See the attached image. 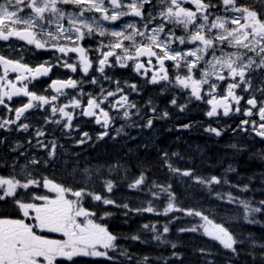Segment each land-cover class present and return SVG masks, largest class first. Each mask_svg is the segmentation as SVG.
<instances>
[{
    "label": "snow or ice",
    "instance_id": "obj_1",
    "mask_svg": "<svg viewBox=\"0 0 264 264\" xmlns=\"http://www.w3.org/2000/svg\"><path fill=\"white\" fill-rule=\"evenodd\" d=\"M258 9L244 0L0 2V41L16 38L51 56L30 65L23 61L22 50L20 58L0 54V264H80L78 258L85 257L99 258L91 264H153L149 255L120 247L119 234L108 227L112 209L125 218L181 213L190 219L177 231L206 237L230 257L228 264H237L241 255L249 264H264V243L251 241L246 247L243 234L233 227L234 218H218L202 203L177 206L172 183H157L149 175L159 163L182 183L206 189L209 196L214 192L219 207L242 208L243 220L256 223L254 217L264 215V198L242 199L254 192L252 180L243 187L231 183L227 173L236 172L231 165L220 176L205 177L194 168L174 167L169 161L177 152L158 149L153 161L149 144L143 143V156L137 152L126 164L107 166L109 174L123 170V179L128 165L139 170L127 188L150 199L133 204L131 199L117 202L111 195L117 182L101 179L103 165L81 164V151L76 150L93 140L81 123L99 126L96 140L135 141L125 129L142 132L157 120L169 119V111L160 109L155 98H144L147 85L157 86L160 95L169 90L186 93L184 103L170 97V106L179 112L196 101L210 106L205 112L210 119L239 117L235 127L209 125L205 133L221 137L231 131L264 144V0ZM15 51L10 45V52ZM54 69L76 78L52 79ZM121 70L134 73L141 83L123 79ZM41 77L51 82L38 93L33 81ZM134 96L141 102L130 98ZM230 147L243 151L237 144ZM259 155L264 159V151ZM260 180L264 189V174ZM161 195L167 197L162 212L152 204ZM178 219L159 226L143 223L127 239L170 245L164 264H184L178 245L168 238L170 225ZM196 251L203 257L213 254L204 246ZM204 264L214 262L205 259Z\"/></svg>",
    "mask_w": 264,
    "mask_h": 264
},
{
    "label": "trees",
    "instance_id": "obj_2",
    "mask_svg": "<svg viewBox=\"0 0 264 264\" xmlns=\"http://www.w3.org/2000/svg\"><path fill=\"white\" fill-rule=\"evenodd\" d=\"M160 109L169 111L170 118L157 120L154 122L152 129H145L142 132L136 128L125 129V131L131 132V135L136 137L135 141L117 137L116 140H113L110 147L104 145L86 154L85 149H83L81 164L91 162L94 166L103 165L104 169L101 173V179L108 178L117 182V189H114L111 194L117 199V202H120L121 199H131L132 203L135 204L150 199V197L137 195L127 188L128 182L139 174V170L136 167L128 165L129 170L126 179H123L125 176L123 170L114 171L112 174H109L107 170L108 165H115L117 162L126 164L129 156H132L134 160V154L137 152L143 156V143L149 144V154L153 161L156 160L158 149L162 148L170 153L177 152L179 155L172 157L169 161L174 167H178L181 170L194 168L205 177L209 175L220 176L231 165L232 168L236 169V172L227 173L231 183L239 182L240 186L243 187L247 183L248 178L252 180V184L249 187H252L254 192L245 193L241 198H254L256 201L264 198V195L261 194L264 189L261 188L262 181L260 180L261 175L264 174V159H261L259 155L261 151H264V144L259 145L256 139H252L245 146L238 145V147H243V151H237L230 147L234 143L229 131L221 137L205 133L204 128L213 125L205 115L207 110L202 107L188 108L184 112H179L178 109L168 106H163ZM188 123L192 125L190 130L180 128L181 125ZM138 144L140 145L139 149H137ZM129 148L132 149V153L129 152ZM149 175L157 183H165L166 181L172 183L177 195V206L192 207L202 203L205 208H210L213 213L217 214L218 218L223 217L225 220L234 218L231 221L233 227L237 233L243 234L246 247L250 245L251 241H255L256 244L264 243V215L257 214L254 217L257 222L248 224L243 220L242 208L236 206L219 207L220 202L214 200V192L212 196H209L206 189L194 185L189 186L187 182L182 183L179 178L172 177L168 169L159 163L154 165ZM97 190L99 191V188ZM152 204L153 207L162 212L163 207L167 204L166 195H161L158 200H153ZM112 211L114 215L108 218V227L110 231L119 234L118 243L120 247L128 248L129 251L137 256L149 255L153 260V264H164V260L169 257L172 251L170 245L158 244L155 241L142 244L131 241L127 237L135 234L143 223L153 222L159 226L167 223L170 218L175 216H179L180 219L175 220L170 225L168 238L178 245V250L184 257V264H204L205 259L214 262V264H228L230 257L226 255L224 250L207 243L206 237H197L177 231L179 227L184 226V221L190 219L182 216L181 213H169L167 217L143 214L125 218L120 210L112 209ZM148 238L150 239V236ZM200 246L211 249L213 254L207 257L201 256L196 251ZM93 260L99 259H83L81 262L83 264H91ZM237 264H249L248 257L241 255Z\"/></svg>",
    "mask_w": 264,
    "mask_h": 264
},
{
    "label": "flooded vegetation",
    "instance_id": "obj_3",
    "mask_svg": "<svg viewBox=\"0 0 264 264\" xmlns=\"http://www.w3.org/2000/svg\"><path fill=\"white\" fill-rule=\"evenodd\" d=\"M0 2H3V0H0ZM244 3L248 4L249 6L258 9V4H259V0H244ZM12 41H16L14 44L12 43ZM10 45L11 47H14L15 49H17V51L15 52H10ZM22 50V56H23V61L29 63L30 65H35L37 63L43 62L44 60H50L51 56L49 53L44 52L43 50H35L33 46H26L25 42L23 41H18L16 40V38H11L10 41L8 42H4V41H0V54L2 55H6L9 58H20V52ZM54 75H52V79L55 78H67L68 76H73V78H76V76L70 72H68L67 70H60L59 72H57L54 69ZM15 74H10V78H12ZM121 75L123 76V79L128 80L131 83H141V81H139L136 77L134 73H130L126 70H121ZM50 79L47 77H41L38 81H33V84L35 85L34 90H36L38 93H40L44 88L47 87V85L50 83ZM107 86V85H106ZM30 88H32V85L29 86ZM86 90H90V86L86 85ZM51 91V90H49ZM70 91V90H69ZM47 94V93H45ZM144 98L147 99L148 97H153L156 99L159 107L160 106H170L169 104V100L170 97L175 95L177 97V103H184L186 101L187 98V94L186 93H182L179 90H169V91H165L162 95L159 94V88L157 86H152V85H147L145 88V91L143 93ZM132 99H136L137 102H141L140 97H130ZM243 104V101L241 102ZM202 104L207 110L210 106H206L201 102H196V101H192L188 104V108H192L194 105H200ZM213 120V124L217 125V126H222V127H228V126H232L235 127V123L238 121L239 117H234V118H223L219 121L215 120L214 118H211ZM75 123V121H74ZM119 123L116 124V127H119ZM81 130L82 131H88L89 134L93 137L92 141H89V144L82 146L79 149H76L77 151H81V156L83 154V149H85V154L86 153H90L91 151H95L97 150L99 147H103L105 146H111L113 143V140L108 139L107 137H105L103 140H96L95 136L97 134L98 131H100L101 129L99 128L98 125H95L94 123H81ZM111 135H115V132H112ZM239 137L236 138L237 141H239L241 144H246L248 141L252 140V137H246L243 134H239ZM20 139H23V136L21 135L19 137ZM257 142L259 144H261L259 142L258 139H256ZM63 142V141H61ZM238 143V142H237ZM68 147H71V145H66ZM0 174H3L2 172H0ZM45 175H49L50 178H52L51 173H45ZM57 180L61 179V176L59 173H57L56 177Z\"/></svg>",
    "mask_w": 264,
    "mask_h": 264
},
{
    "label": "rangeland",
    "instance_id": "obj_4",
    "mask_svg": "<svg viewBox=\"0 0 264 264\" xmlns=\"http://www.w3.org/2000/svg\"><path fill=\"white\" fill-rule=\"evenodd\" d=\"M234 144L240 145V143H234ZM87 164L94 166V164H92L91 162H87Z\"/></svg>",
    "mask_w": 264,
    "mask_h": 264
}]
</instances>
